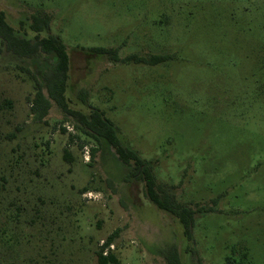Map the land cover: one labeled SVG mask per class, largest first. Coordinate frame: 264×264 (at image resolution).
<instances>
[{"label":"rangeland","instance_id":"obj_1","mask_svg":"<svg viewBox=\"0 0 264 264\" xmlns=\"http://www.w3.org/2000/svg\"><path fill=\"white\" fill-rule=\"evenodd\" d=\"M0 10L15 36L62 40L68 109H97L193 222L189 239L103 134L94 141L49 100L41 57L0 43V264H96L109 237L120 264H264V0H0ZM35 11L52 17L48 33L30 30ZM89 48L166 60L113 62Z\"/></svg>","mask_w":264,"mask_h":264},{"label":"trees","instance_id":"obj_2","mask_svg":"<svg viewBox=\"0 0 264 264\" xmlns=\"http://www.w3.org/2000/svg\"><path fill=\"white\" fill-rule=\"evenodd\" d=\"M51 22L52 17L49 14L43 11H35L30 15L29 28L36 34L41 32L48 33L50 31ZM0 43L7 52L19 58L37 59L41 57L43 59V62L49 67V74L46 76L45 81L49 100H52L64 113L76 117L80 123L83 124V132L85 135L93 140L103 136L114 149L117 159L132 168V178L144 182L145 195L148 200L159 210H163L176 217L185 227L186 236L191 239V227L193 222L190 218L191 213L188 207L178 203L171 192L166 191L157 184L150 163L144 162L130 148L120 145L119 141L114 137V131L111 129L110 123L101 120L102 114L97 109L90 108L91 112L87 118L80 113L72 112L68 109L64 93L68 80L69 57L62 40L52 35H49L47 38L35 36L33 39L15 36L13 29L5 20L4 13L0 10ZM88 51L93 55L107 56L113 62H134L153 66L163 63L166 60V57L162 56H154L148 60L136 56H129L120 60L118 58V50L115 48H89ZM36 87L38 88L35 93L34 108L41 104L42 117L46 114L49 104L48 100H45L41 94L43 86L38 81L36 82ZM104 123L109 129H98V127H102ZM90 127L95 129H91ZM99 134L103 135L99 136ZM111 242L112 237H109L105 244L99 247L95 252L96 264H120L119 259L112 251L108 250V253L105 256L103 255L104 249L107 248ZM172 264H178V261Z\"/></svg>","mask_w":264,"mask_h":264},{"label":"built area","instance_id":"obj_3","mask_svg":"<svg viewBox=\"0 0 264 264\" xmlns=\"http://www.w3.org/2000/svg\"><path fill=\"white\" fill-rule=\"evenodd\" d=\"M85 151H84V153H85V156H84V158L86 159V161H88L89 160V151H88V149H84ZM104 245V243H101V246H103ZM113 249V246H112V244H110L107 248H105L104 249V252H103V255L105 256L107 253H108V250H112Z\"/></svg>","mask_w":264,"mask_h":264}]
</instances>
